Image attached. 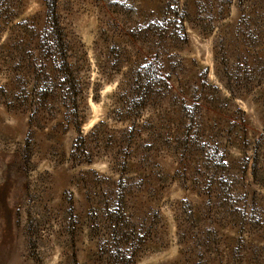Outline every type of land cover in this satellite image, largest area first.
I'll return each mask as SVG.
<instances>
[{
  "label": "rangeland",
  "instance_id": "374dc122",
  "mask_svg": "<svg viewBox=\"0 0 264 264\" xmlns=\"http://www.w3.org/2000/svg\"><path fill=\"white\" fill-rule=\"evenodd\" d=\"M57 19L0 0V264H264V0Z\"/></svg>",
  "mask_w": 264,
  "mask_h": 264
},
{
  "label": "trees",
  "instance_id": "16d2710c",
  "mask_svg": "<svg viewBox=\"0 0 264 264\" xmlns=\"http://www.w3.org/2000/svg\"><path fill=\"white\" fill-rule=\"evenodd\" d=\"M45 1H46L47 10H48V16L54 22V25L58 26V19H57V3H58V0H45ZM55 28H58V27H55Z\"/></svg>",
  "mask_w": 264,
  "mask_h": 264
}]
</instances>
